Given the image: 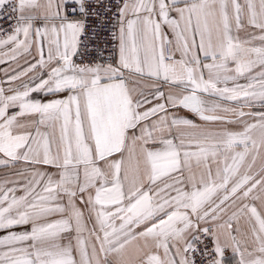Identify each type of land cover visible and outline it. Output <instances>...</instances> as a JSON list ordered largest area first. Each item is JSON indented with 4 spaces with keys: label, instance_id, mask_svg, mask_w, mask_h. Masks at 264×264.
Masks as SVG:
<instances>
[{
    "label": "snow or ice",
    "instance_id": "snow-or-ice-1",
    "mask_svg": "<svg viewBox=\"0 0 264 264\" xmlns=\"http://www.w3.org/2000/svg\"><path fill=\"white\" fill-rule=\"evenodd\" d=\"M6 18L0 264H264V111L243 110L264 109V0H0Z\"/></svg>",
    "mask_w": 264,
    "mask_h": 264
},
{
    "label": "built area",
    "instance_id": "built-area-1",
    "mask_svg": "<svg viewBox=\"0 0 264 264\" xmlns=\"http://www.w3.org/2000/svg\"><path fill=\"white\" fill-rule=\"evenodd\" d=\"M9 21L7 20V18L3 21H0V25H3L5 28H7L9 26ZM98 46L100 49H106L103 54L105 56L109 55V51L111 50V43L108 42V33L105 32L103 33V35L101 37H99L97 44L94 45V47ZM95 58V54H93V56L91 57H86L83 61H81L79 58H75L77 63H88L90 60ZM229 251H226L225 256H228ZM204 264H207V261H204ZM226 264H230V263H226Z\"/></svg>",
    "mask_w": 264,
    "mask_h": 264
},
{
    "label": "crops",
    "instance_id": "crops-1",
    "mask_svg": "<svg viewBox=\"0 0 264 264\" xmlns=\"http://www.w3.org/2000/svg\"><path fill=\"white\" fill-rule=\"evenodd\" d=\"M244 36H245V33H241V37H244ZM177 58H179V57L177 56ZM0 67H4V66H3V65H0ZM240 83H245V81H244V80H241ZM34 95H35V94H34ZM243 110H244L245 112H249V111H253V112H255V111H264V109H260V108H258V107L244 108ZM178 115H180V116H186V117H188V118H190V119H194V120H196L197 123H201V122H200L195 116H193L191 113L186 112L185 110H180V111L178 112ZM209 127L216 128V127H222V125L212 124V125H209ZM4 171H5V170L0 169V175H3ZM257 204H258V202H257ZM258 206H259V205H258ZM245 227H246V226H245ZM0 234H2V233H0ZM227 260L229 261L230 264H235V261H234L232 255H231L230 251H229V255H228V257H227Z\"/></svg>",
    "mask_w": 264,
    "mask_h": 264
},
{
    "label": "rangeland",
    "instance_id": "rangeland-1",
    "mask_svg": "<svg viewBox=\"0 0 264 264\" xmlns=\"http://www.w3.org/2000/svg\"><path fill=\"white\" fill-rule=\"evenodd\" d=\"M228 255H229V254H228ZM227 257H228V256H226V263H229V261L227 260Z\"/></svg>",
    "mask_w": 264,
    "mask_h": 264
}]
</instances>
